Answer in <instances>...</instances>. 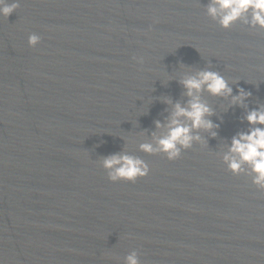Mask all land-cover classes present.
<instances>
[{"label": "water", "instance_id": "1", "mask_svg": "<svg viewBox=\"0 0 264 264\" xmlns=\"http://www.w3.org/2000/svg\"><path fill=\"white\" fill-rule=\"evenodd\" d=\"M209 0H20L0 17V264H264V190L222 162L264 105V30L222 29ZM41 37L30 47V34ZM142 57L143 63L133 57ZM243 88L203 99L219 125L176 160L139 151L185 74ZM149 165L111 182L103 157Z\"/></svg>", "mask_w": 264, "mask_h": 264}, {"label": "clouds", "instance_id": "2", "mask_svg": "<svg viewBox=\"0 0 264 264\" xmlns=\"http://www.w3.org/2000/svg\"><path fill=\"white\" fill-rule=\"evenodd\" d=\"M20 0H0V17L8 18L18 9ZM206 15L217 22L222 29H230L236 23H242L251 29L264 30V0H209ZM41 37L35 33L28 37L30 47L40 43ZM143 63L142 57H133ZM188 97L185 103L165 98L164 102L171 105L167 122L156 121L157 129H165L161 134L153 133L152 139L139 144V151L150 155L160 154L168 160H176L181 156L182 149L192 147L193 141H202L199 130L213 131L219 125L209 117L214 110L203 99L207 93L212 97H231L232 105L247 107L245 100L251 95L243 88L233 95L229 80L217 71L208 69L185 74L179 81ZM244 119L249 128L237 132L222 156V162L233 175L251 177V182L259 190H264V105L247 111ZM106 171L111 182H135L146 177L150 171L148 163L139 156L127 151L112 153L102 158L99 163ZM125 264H140L138 254L132 251L124 258Z\"/></svg>", "mask_w": 264, "mask_h": 264}]
</instances>
